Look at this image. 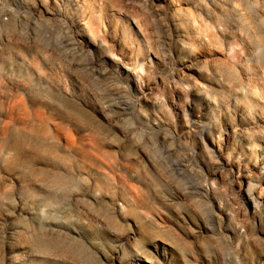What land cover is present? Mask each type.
Masks as SVG:
<instances>
[{
    "label": "rangeland",
    "instance_id": "1",
    "mask_svg": "<svg viewBox=\"0 0 264 264\" xmlns=\"http://www.w3.org/2000/svg\"><path fill=\"white\" fill-rule=\"evenodd\" d=\"M146 260L264 264V0H0V264Z\"/></svg>",
    "mask_w": 264,
    "mask_h": 264
},
{
    "label": "bare ground",
    "instance_id": "2",
    "mask_svg": "<svg viewBox=\"0 0 264 264\" xmlns=\"http://www.w3.org/2000/svg\"><path fill=\"white\" fill-rule=\"evenodd\" d=\"M124 61H126V60H124ZM127 61L125 63L126 64V69L128 71H132L133 70V66H132V64L130 62H127ZM33 97H34V99L39 100V101L44 99L43 93H41V92L39 93V91L36 94H33ZM66 109L65 110L67 112H69V113H71L72 115L75 116V118H73V119H75L77 121H84L85 116L81 112L79 113V111L76 108H74L72 106H67ZM14 136H15L14 144H16V145L18 144V146H22L23 147V145L25 144V142H27L28 140H30L32 142V146H33L35 152L36 151L39 152V150L53 151V150H56L57 149V147L55 145L51 144L50 142H48V140L46 138L41 137L40 135H36V136H33L32 137V136L27 135L22 130H17ZM79 168L82 169L81 166ZM34 171H37V170H34ZM62 178H63L62 180L65 179V181H66V178H68L67 181L70 184H72V185H74V184L77 183V180L73 179L70 176L69 177H62ZM253 199H254V203L258 205L259 204V201H257L255 198H253ZM135 260H141V258L140 259L137 258ZM137 264H143V262L137 261ZM144 264H153V261L146 260Z\"/></svg>",
    "mask_w": 264,
    "mask_h": 264
}]
</instances>
